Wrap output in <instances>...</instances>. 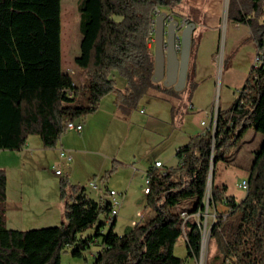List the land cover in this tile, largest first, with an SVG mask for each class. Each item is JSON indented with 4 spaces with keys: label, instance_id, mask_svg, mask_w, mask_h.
<instances>
[{
    "label": "trees",
    "instance_id": "1",
    "mask_svg": "<svg viewBox=\"0 0 264 264\" xmlns=\"http://www.w3.org/2000/svg\"><path fill=\"white\" fill-rule=\"evenodd\" d=\"M181 2L79 0L81 39L74 64L87 82L81 88L62 73L60 0H0V150L18 151L31 136L38 137L43 148L55 147L68 122L95 113L110 94L119 108L150 90L176 96L172 87L151 81L150 47L156 12L171 13ZM227 22L249 29L258 66L234 106L216 113L214 133L191 137L176 151L177 166L148 169L146 203L154 216L116 234L115 217L106 222L109 202L89 198L81 187L65 202L60 225L9 230L4 222L6 174L0 169V264H61L65 250L83 258L91 246L98 247L91 264H185L186 259H198L201 226L194 216L205 210L210 166L214 180L215 166L225 160L221 154L248 129L262 138L248 169L247 191L236 201L226 194L225 185L212 186L209 204L225 211L216 213L211 224L205 264H264V0H229ZM113 73L125 79L124 89L116 87ZM65 185L62 179V200ZM186 204L188 209L183 208ZM101 214L105 221L98 222ZM181 237L184 259L174 255Z\"/></svg>",
    "mask_w": 264,
    "mask_h": 264
},
{
    "label": "rangeland",
    "instance_id": "2",
    "mask_svg": "<svg viewBox=\"0 0 264 264\" xmlns=\"http://www.w3.org/2000/svg\"><path fill=\"white\" fill-rule=\"evenodd\" d=\"M78 2L79 0H71L70 10L64 11L61 16V65L62 73L76 86L82 88L87 85L84 72L74 64V59L79 55L81 39ZM228 5L229 0H182L171 13L163 10L179 21L189 20L196 25L189 56L188 83L179 98L150 90L148 96L155 95L159 98L143 96L130 105L121 106L119 112L113 115L108 114L110 111L107 108L108 103L103 101L98 114L106 117L104 125H99L96 132L92 133V138L86 141L84 150L88 153L80 156L77 162L73 159L68 166L61 164L62 161L58 160L52 149L42 155L34 152V147L40 146L36 136L28 139L30 143L27 144L23 155L21 153L22 157L13 155L11 151L0 150V168L6 171L9 189L16 185L15 176H18L21 164H24V169L30 174L38 172V176L49 191L53 189L57 193L60 181L64 179L65 201L69 200L73 189L81 187H85L88 197L94 200H99V197L105 198L106 191H114L121 201L113 228L116 234H121L126 227L135 225L140 220V215L144 217L152 215V208L147 205L146 197L143 195L145 167L158 157L163 161L160 170L167 168L168 165L173 167L175 165L173 145L181 137V133L186 131L192 132V135L201 133L204 129L201 123L214 126L215 114L218 111L224 114L234 106L240 90L257 65L256 49L250 38V31L246 26L227 22ZM153 49L152 42L151 51ZM113 76L117 82L116 87L124 89L125 79L117 73H113ZM189 105L193 110H188ZM88 118L80 119L77 123L86 129ZM69 134L79 137L75 132ZM261 138V135L248 129L235 145L228 147L221 154L225 160H221L215 166L214 180L211 174L209 193L214 184H220L227 187V195L236 199L243 197L244 192L238 188V184L246 176L253 155L260 147ZM29 152L37 154L36 159L30 160ZM161 161L158 162L162 163ZM68 167L74 170L71 179L69 177L71 169ZM133 167L135 170L132 171ZM55 170H60L62 176H56ZM108 173L110 176L106 178ZM90 185H96V189H91ZM205 205L204 200V207ZM183 208L188 209V205H184ZM217 208L218 206L209 204L202 214L194 216L199 220L202 233L205 230V234L208 235L216 213L223 212ZM103 220L104 216L101 214L98 222ZM63 221L64 217L59 216L58 222L51 226L60 225ZM206 244L208 243L206 242L204 246L205 260ZM96 250L95 246H91L83 252V258H74L69 248L61 254V264H91L90 254ZM174 255L186 258L182 237L175 244ZM186 260L185 264H196V259Z\"/></svg>",
    "mask_w": 264,
    "mask_h": 264
},
{
    "label": "crops",
    "instance_id": "3",
    "mask_svg": "<svg viewBox=\"0 0 264 264\" xmlns=\"http://www.w3.org/2000/svg\"><path fill=\"white\" fill-rule=\"evenodd\" d=\"M70 4H71V0H60L61 16H63L64 11L70 10V8H71ZM116 86H117V82H116ZM119 89L122 90L123 88L120 87ZM180 93H182V90L177 92L176 96H172V97H178L179 98ZM146 96H148V95H146ZM149 96L159 98V96H155V95H149ZM114 99H115L114 95L110 94V95H107L106 97H104L100 101V103L98 105V110L95 113L89 115L90 116L89 118L87 116L88 120H87V124H86V129H84L83 125L81 124L82 125L81 132H79V133L75 132V134H77L79 137L71 136L69 134L70 132H74V131H66L64 134H62L60 136L59 141L57 142V144L53 148H43L41 145V142L38 138V140L40 142V146L34 147V152L41 153L40 155H42V153L46 154L47 151L52 149V151L56 153L58 160L62 161L61 164L64 163L63 165L68 166L72 161L67 163L63 159L59 158V154H58L59 151L64 150L69 155H72L71 156L72 160L75 159V162H77V160L80 156L88 153V151L84 150L86 141L90 140L93 136L92 133L96 132L97 127L99 125H104V123L106 121L105 120L106 117L100 116L103 114H98L100 112V104L103 101L105 103L106 102L108 103L107 108L110 110L108 113L110 115L116 114L117 111L119 112V107H118V105H116L114 103ZM104 113H106V112H104ZM75 123H77V121H75ZM77 124H79V123H77ZM208 124L209 123H207L205 125H201L204 128L202 130L201 134L205 131V128L208 127ZM198 134H200V132ZM194 135L195 134L192 135V132L191 133L187 132V131L182 132L181 137H179V139H177L176 142L174 143V145H173V152H174L173 157H174V161H175L174 164L175 165L173 167L177 166V164L179 163V160L176 157V151L179 148L185 146L189 142L190 138L193 137ZM31 137H33V136H31ZM28 139L25 143V146L22 149H20L18 151H11L10 153H12L13 155H17V156L22 157L21 153L23 155V152L26 151L25 149L27 148V144L29 145V143H30ZM36 155L37 154H34V153L32 154L31 152H29L28 158L30 160H34L37 157ZM158 161H161V159H159V157H158V159L156 158L153 161V163L158 162ZM161 162H162L161 164H163V161H161ZM153 163L150 162V164H148L145 167V171H144L145 174L148 171V169L150 167H152ZM164 164H166V163H164ZM166 165H164V166H166ZM168 166H167V168L162 169L161 171H164L168 168H173L172 165H168ZM162 167H163V165H162ZM24 168H25L24 164L23 165L21 164V169H20V171H18V176H15L17 179L16 185L12 186L10 189L8 187V183H7L8 178L6 176V199H5V205H4L5 227L9 230H17V231H27V230H31V229L51 227V225H55L58 222L59 216H64V204L66 201L61 200V198L59 200V189L57 190V193H56V191L54 192L53 189L50 190L51 191V193H50V191L47 188H45L44 183L42 182L41 178L37 174L38 173L37 171H36L37 173H34L35 171L32 172L31 173L33 175L32 176L29 173V171L27 169L25 170ZM68 168L71 169V171H69L70 172L69 177L71 179L72 178L71 176L73 175L74 170L72 169V167H68ZM131 170L132 171L135 170L134 167ZM72 171H73V173H72ZM5 173H6V171H5ZM71 173H72V175H71ZM247 175H248V172H247L246 176H244L242 178V180H246ZM56 176L60 177V176H62V174L56 175ZM218 186H221V185L218 184ZM91 189H96V185H95V188H91ZM73 193L74 192L72 191V194L69 195L68 201H70V196L73 195ZM143 195L146 197V195L144 193H143ZM244 195H245V192H244ZM244 195H243V197H244ZM104 197L107 201H109V198L106 197V194L104 195ZM99 198H101V197H99ZM241 199H236V201H240ZM120 206H121V203H120ZM218 208L222 209V211H225L224 206H218ZM117 216H118V213L115 217V223H116ZM153 216H154V213H152V215H150L148 217H144L143 215H140L139 216L140 220L137 223H135V225L144 221V220L151 219ZM103 221H105V218ZM132 226H134V225H132ZM125 229H123V231ZM123 231H122V233H123ZM89 233H91V232H89ZM208 240H209V237L207 235L206 239H205V243L206 242L208 243ZM95 247L98 250V247L97 246H95ZM206 247H207V244H206ZM96 251H92L90 256L93 257V255L95 254Z\"/></svg>",
    "mask_w": 264,
    "mask_h": 264
},
{
    "label": "water",
    "instance_id": "4",
    "mask_svg": "<svg viewBox=\"0 0 264 264\" xmlns=\"http://www.w3.org/2000/svg\"><path fill=\"white\" fill-rule=\"evenodd\" d=\"M224 11V22L226 21ZM153 74L151 81L174 91L183 90L186 84L192 35L196 25L189 21H178L166 12L157 11L153 20ZM214 136V135H213ZM212 165L207 176L206 187H210ZM209 237V235H208ZM201 240V246H203Z\"/></svg>",
    "mask_w": 264,
    "mask_h": 264
},
{
    "label": "built area",
    "instance_id": "5",
    "mask_svg": "<svg viewBox=\"0 0 264 264\" xmlns=\"http://www.w3.org/2000/svg\"><path fill=\"white\" fill-rule=\"evenodd\" d=\"M152 42H153V39L151 40V43ZM258 63H259V58L256 57V64H257L256 66H258ZM188 110L189 111L193 110V107L191 105H189L188 106ZM215 121H216V114L214 116L213 123H215ZM201 125H205V124L201 123ZM81 129H82V125L81 124H76L75 122H68L67 125H66V131H74V132L79 133V132H81ZM207 130H212V133H214V126L206 127L205 131H207ZM58 154H59V158L63 159L65 162L69 163V162L72 161L71 155H69L66 151L60 150ZM161 167H162V164L160 162H154L153 165H152V168H154V169H159L160 170ZM54 174L55 175H61V171L60 170H55ZM148 174H149V172H146L145 177H144V186H145V188L143 190V193L145 195L149 193V175ZM90 187L91 188H95V185H90ZM208 188L209 187H206V190H205V197H204V200H205V203H206L205 208H207V206L210 203V199H211V192L209 193ZM238 188L240 190H242L243 192H246L247 191V181L246 180H242L238 184ZM108 198H109L108 202L110 204V213L108 215V218H107L106 222H107V224H110L112 219L114 217H116V215L118 213V210L120 208V203L121 202H120V199L117 196V194L114 191H111V190L108 192ZM203 204H204V201H203ZM180 215H181V217L184 220L188 218V215H187L186 212H181ZM205 236H207V234H205V230H204L203 233L201 231V240H203V242H205ZM204 246H205V243H203V246H201V251H200L198 259H196V264H205V256H204L205 249H204Z\"/></svg>",
    "mask_w": 264,
    "mask_h": 264
},
{
    "label": "flooded vegetation",
    "instance_id": "6",
    "mask_svg": "<svg viewBox=\"0 0 264 264\" xmlns=\"http://www.w3.org/2000/svg\"><path fill=\"white\" fill-rule=\"evenodd\" d=\"M173 19H175V17L173 16ZM177 20V19H176ZM179 21V20H178Z\"/></svg>",
    "mask_w": 264,
    "mask_h": 264
},
{
    "label": "bare ground",
    "instance_id": "7",
    "mask_svg": "<svg viewBox=\"0 0 264 264\" xmlns=\"http://www.w3.org/2000/svg\"><path fill=\"white\" fill-rule=\"evenodd\" d=\"M214 129H215V123H214Z\"/></svg>",
    "mask_w": 264,
    "mask_h": 264
},
{
    "label": "clouds",
    "instance_id": "8",
    "mask_svg": "<svg viewBox=\"0 0 264 264\" xmlns=\"http://www.w3.org/2000/svg\"><path fill=\"white\" fill-rule=\"evenodd\" d=\"M171 16V15H170Z\"/></svg>",
    "mask_w": 264,
    "mask_h": 264
}]
</instances>
